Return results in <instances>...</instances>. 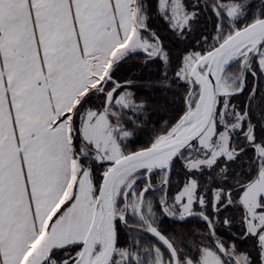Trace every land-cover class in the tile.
Listing matches in <instances>:
<instances>
[{
	"label": "snow or ice",
	"instance_id": "snow-or-ice-1",
	"mask_svg": "<svg viewBox=\"0 0 264 264\" xmlns=\"http://www.w3.org/2000/svg\"><path fill=\"white\" fill-rule=\"evenodd\" d=\"M0 264H264V0H0Z\"/></svg>",
	"mask_w": 264,
	"mask_h": 264
}]
</instances>
